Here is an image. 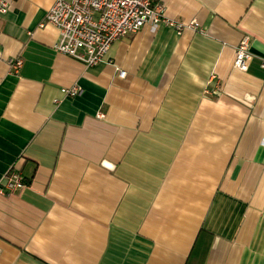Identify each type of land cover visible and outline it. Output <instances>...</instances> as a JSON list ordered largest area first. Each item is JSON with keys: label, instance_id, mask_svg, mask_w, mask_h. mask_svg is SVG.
Instances as JSON below:
<instances>
[{"label": "crops", "instance_id": "0c3cea01", "mask_svg": "<svg viewBox=\"0 0 264 264\" xmlns=\"http://www.w3.org/2000/svg\"><path fill=\"white\" fill-rule=\"evenodd\" d=\"M154 1L205 32L146 24L86 66L41 26L55 0L0 15V183H27L0 264H264V0Z\"/></svg>", "mask_w": 264, "mask_h": 264}, {"label": "built area", "instance_id": "2783aa9c", "mask_svg": "<svg viewBox=\"0 0 264 264\" xmlns=\"http://www.w3.org/2000/svg\"><path fill=\"white\" fill-rule=\"evenodd\" d=\"M11 2L0 0V15L9 10ZM146 24H166L178 33L187 28L205 32L197 21L185 24L168 18L165 5L154 0H55L41 26L53 25L59 29L60 38L54 45L59 53L86 66H96L117 39L137 33ZM251 60L250 37L244 36L236 47L234 66L247 71ZM9 64L18 71L22 60L11 58ZM126 74V71L119 73L120 77ZM61 91L65 96L75 97L82 93V88L74 85ZM26 186L22 172L12 169L0 183V193L11 195Z\"/></svg>", "mask_w": 264, "mask_h": 264}, {"label": "trees", "instance_id": "16d2710c", "mask_svg": "<svg viewBox=\"0 0 264 264\" xmlns=\"http://www.w3.org/2000/svg\"><path fill=\"white\" fill-rule=\"evenodd\" d=\"M200 238H201V234H200Z\"/></svg>", "mask_w": 264, "mask_h": 264}]
</instances>
